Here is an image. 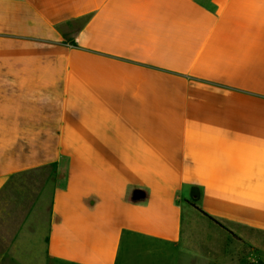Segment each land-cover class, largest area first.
<instances>
[{
	"label": "crops",
	"instance_id": "obj_1",
	"mask_svg": "<svg viewBox=\"0 0 264 264\" xmlns=\"http://www.w3.org/2000/svg\"><path fill=\"white\" fill-rule=\"evenodd\" d=\"M1 238L10 264L264 250V0H0Z\"/></svg>",
	"mask_w": 264,
	"mask_h": 264
},
{
	"label": "rangeland",
	"instance_id": "obj_2",
	"mask_svg": "<svg viewBox=\"0 0 264 264\" xmlns=\"http://www.w3.org/2000/svg\"><path fill=\"white\" fill-rule=\"evenodd\" d=\"M190 220H191L190 217L185 213V216H184V222L186 225L185 230L189 231ZM202 220L208 224V220L206 219H202ZM44 224L45 222L41 223L40 226ZM201 227L203 228V226L201 225V222H197V229L202 230ZM4 240L5 239H2V238L0 239V253L6 250V247L3 248L6 244V243H2V242H5ZM188 244H189L188 240H185V239L182 241L181 245L178 246L179 248H175V247L172 248V247H168L166 245L160 244L161 245L160 248L162 249L164 248L165 250H167L168 253L164 256V258L159 259V260L155 256L153 259L154 264H157V263L158 264H187L188 259L194 256L192 253L193 251H195V249L193 248L194 245H191L192 248H189ZM17 255L18 257L24 260H28L30 258L29 255H25L24 253H18ZM35 256L32 257V260L35 259L33 264H41V262L43 261V257H42L43 255L40 253H36ZM0 257H2L1 254H0ZM142 259L144 261L147 260L148 262L152 261V258H150L148 254H144ZM0 264H10V263L6 262V260H3V261L0 260ZM49 264H66V263L54 261ZM198 264H202V263L199 262ZM204 264H208V262H205ZM220 264H264V250H262L259 247L253 246V245H247L242 241L241 242L240 241H237V242L229 241L228 254L223 255V261H221Z\"/></svg>",
	"mask_w": 264,
	"mask_h": 264
},
{
	"label": "trees",
	"instance_id": "obj_3",
	"mask_svg": "<svg viewBox=\"0 0 264 264\" xmlns=\"http://www.w3.org/2000/svg\"><path fill=\"white\" fill-rule=\"evenodd\" d=\"M197 208V207H196ZM199 209V208H197ZM200 210V209H199ZM204 215H206L208 217V214H206L204 211L200 210ZM220 225V224H219ZM223 227V226H222Z\"/></svg>",
	"mask_w": 264,
	"mask_h": 264
}]
</instances>
